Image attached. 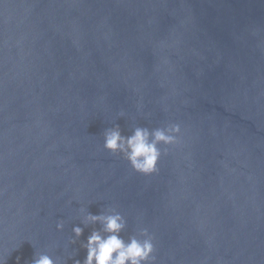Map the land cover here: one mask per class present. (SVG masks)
<instances>
[{
    "label": "water",
    "instance_id": "water-1",
    "mask_svg": "<svg viewBox=\"0 0 264 264\" xmlns=\"http://www.w3.org/2000/svg\"><path fill=\"white\" fill-rule=\"evenodd\" d=\"M115 124L181 132L145 176ZM108 207L154 264H264V0H0V257L83 261Z\"/></svg>",
    "mask_w": 264,
    "mask_h": 264
},
{
    "label": "clouds",
    "instance_id": "clouds-1",
    "mask_svg": "<svg viewBox=\"0 0 264 264\" xmlns=\"http://www.w3.org/2000/svg\"><path fill=\"white\" fill-rule=\"evenodd\" d=\"M124 115L123 112L120 113ZM181 132L179 124H170L163 128L150 130L147 127L135 126L128 136L122 134L119 124L107 128L104 133L103 147L113 154L122 155L129 162L131 168L145 176L158 171V162L163 155L159 145H172L177 142ZM81 223L84 227L100 225L93 228L86 242H81V248L86 250L83 261L76 259L74 264H154V237L146 228H140L136 234L129 236L126 241L121 233L127 227L126 218L114 207L93 214L85 208H80ZM58 230L64 228V222L56 225ZM84 227L74 226L72 232L75 244L83 235ZM0 264H5V257H0ZM31 264H60L59 258L53 260L44 253H35Z\"/></svg>",
    "mask_w": 264,
    "mask_h": 264
}]
</instances>
